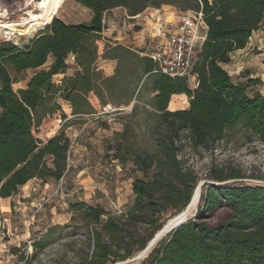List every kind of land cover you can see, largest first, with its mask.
Masks as SVG:
<instances>
[{"label":"trees","instance_id":"16d2710c","mask_svg":"<svg viewBox=\"0 0 264 264\" xmlns=\"http://www.w3.org/2000/svg\"><path fill=\"white\" fill-rule=\"evenodd\" d=\"M76 1L93 11L89 22L68 23L54 16L24 49L12 42L0 43V197L15 196L33 178L60 181L68 172L71 139L65 127L45 141L33 134L45 116L60 108L58 98L69 101L72 114L81 116L96 112L89 93L107 104L104 97L119 89V103L129 104L143 77H149L153 95L147 102L152 110L145 113L154 118L149 139L137 145L128 124L116 132L113 154L121 162L132 161L143 173L133 179L132 204L113 214L99 203H69L72 219L80 217L86 227L89 249L80 264H115L147 246L164 225L160 223L164 213L175 215L189 203L199 176L183 160L184 148L212 149L239 124L264 140V94L247 93L260 79L247 75L245 82H235L225 68L232 54L245 48L264 26V0ZM164 3L180 11L204 13L207 37L195 66L198 86L191 88L187 77L158 71L157 62L143 50L118 42L107 45L101 55L117 61L114 73L102 76L97 40L106 29L105 13L124 8L134 16ZM70 54L75 55L73 73H69ZM50 56L52 63L43 66ZM10 68L17 74L30 68L37 71L26 87L16 89L21 79ZM177 94L187 95L189 105L171 110V97ZM62 118L68 120V115L63 112ZM207 176L215 183L203 185L196 216L168 232L167 238L161 236L137 264H264V185L226 182L246 176L222 166L211 167ZM43 246L42 239L34 242L36 249Z\"/></svg>","mask_w":264,"mask_h":264},{"label":"rangeland","instance_id":"374dc122","mask_svg":"<svg viewBox=\"0 0 264 264\" xmlns=\"http://www.w3.org/2000/svg\"><path fill=\"white\" fill-rule=\"evenodd\" d=\"M39 1L0 0L2 23L10 26V29L14 31L9 34L0 33V43L12 42L24 49L54 16L68 23L89 22L93 16L91 9L76 0L54 2L43 14L38 8ZM164 5L174 4L164 3L160 6ZM153 7L156 6H149V8ZM120 10L129 12L124 8ZM31 11L41 23H46L47 20L49 23L43 25L44 27L39 26L29 30V22L22 18ZM110 13L112 11L105 13L106 29L110 27L108 21ZM116 35L117 31L113 36L116 37ZM115 42L135 48V45L130 42L119 41V39L106 35L103 38L101 35V38L97 40L98 64L102 63L100 57L105 47ZM142 52L148 53L145 50ZM232 58L236 67L225 66L232 79L235 82H245L247 75L250 78H259L260 82L249 86L247 93L249 96L257 93L264 94V26L255 32L247 47L233 53ZM51 60L50 56L43 66H48ZM10 71L12 75L21 79L14 85V88H17V85L24 84L23 81L33 75L37 69L30 68L18 74L13 68H10ZM69 72H72V69ZM105 75L103 71L102 76ZM189 85L194 88L192 83L189 82ZM124 87L125 84L122 83L121 90ZM104 94L107 95L105 89ZM121 94L122 91L115 90L113 95L108 98L104 97L109 100V103L104 104L96 94L89 93L88 96L92 98L91 105L96 113L86 117L85 122L73 121L72 124H69L70 120L62 118L63 112L67 110L70 113L71 111L67 108V103L62 98H58L60 108L53 114L45 116L46 120H42L40 125L33 128V134L45 141L65 127V132L71 139L69 170L60 181L49 179L50 187L45 192L37 188L38 191L33 189L31 194L27 195L24 187H21L12 200L11 212L9 206H1L2 218H6V221L4 227L0 226V248L7 250L12 256L8 261L0 264H80L84 252L89 249L87 248V235L84 234L86 227L82 226L80 217L72 219L73 212L69 209V203L76 200H86L91 204L99 203L113 214L125 212L132 204L133 179L143 176V173L134 168L132 161L121 162L113 157L117 140L116 132H121L129 124L131 133L134 135L133 140L137 142V145L147 143L150 136V125L154 120L145 113L146 109L152 110L147 102L153 95L150 90V78L143 77L136 95L129 104L119 103L121 100L118 98ZM188 98L183 96L178 102L173 100V107L186 106L189 103ZM181 156L186 165L197 172L199 182L214 181L207 176L210 168L222 166L226 171L233 170L246 176L226 182L236 184L249 182L264 185V140L254 135L243 124L226 131L224 140L220 141L216 147L200 151L186 147ZM198 208L199 206L192 207L187 217H195ZM173 212L164 213L160 223L164 222L165 225L168 220L171 222L173 216L176 215H173ZM54 226L55 229L51 235L47 236L48 230ZM170 228L168 224L161 231L164 238L168 237ZM39 239L43 240L44 246L36 249L34 242ZM136 255L117 263L137 264L139 259L145 257L136 258Z\"/></svg>","mask_w":264,"mask_h":264},{"label":"crops","instance_id":"0c3cea01","mask_svg":"<svg viewBox=\"0 0 264 264\" xmlns=\"http://www.w3.org/2000/svg\"><path fill=\"white\" fill-rule=\"evenodd\" d=\"M120 9L121 8H114L111 10L112 13L109 14V19H108L110 27H107V29L103 31V34H102L103 38L106 35L107 37H113V39H119V41H127V42L134 44L136 49H140V50L144 49L145 51L153 47H157V46L159 47L160 45L164 44L166 41V37L164 35L156 34L155 28L157 27V23L155 22V19L157 17L162 18V27L164 28L163 30H165L167 22L171 20L172 18H175L179 12L178 10L173 8L171 5H166V6L164 5L163 7H160V8H155V7L147 8L144 12L140 13L139 15L135 17H131L130 15H127L126 10H120ZM116 31H117V35L116 37H114L113 34ZM245 48L238 49L235 52L242 51ZM142 54L144 53L142 52ZM100 58L102 59V63L98 64L99 67L106 73V75H112L115 71L117 61L111 60V59H103L102 57ZM51 63H52V60L49 62V65ZM71 65L72 67L70 68V70L72 69V72H69V73H73L75 69V62L72 61ZM225 66L226 67H236V64L233 61H231ZM59 76H63V74H60ZM28 80H29V77H27V79L23 81L24 84L20 86L17 85L16 89L26 87ZM183 96H187V95L177 94L171 97L169 109L175 110V109H181L184 107L186 108L189 105V103L186 104V106L184 107H176V108H174L172 105L173 100L175 102H178L179 99H182ZM89 99L90 101H92V98L90 96H89ZM64 102L67 103L66 104L67 108L71 111L70 113L67 112V110L65 111V113L68 115V121L69 120L71 121L69 122V124H72L74 122H79V121L85 122V120L87 119L86 117L90 115L92 116L96 113V112H93L89 114H81V116L73 115L71 103L67 100H64ZM43 120L45 121L46 119L44 118ZM69 185H72V184H69ZM22 187H24L25 193L27 195H30L31 190L34 189V191H38L37 188L41 189L42 192L47 191L48 188L50 187V183L48 181L44 182L42 179H39V178H33L29 180ZM13 198L14 196H10L7 198L0 197V216L1 217L3 216L1 206L2 205H5V207L9 206V211L11 212V209H12L11 205H12Z\"/></svg>","mask_w":264,"mask_h":264},{"label":"built area","instance_id":"2783aa9c","mask_svg":"<svg viewBox=\"0 0 264 264\" xmlns=\"http://www.w3.org/2000/svg\"><path fill=\"white\" fill-rule=\"evenodd\" d=\"M178 11L177 16L167 22L165 30L162 27V18L155 19L157 23L155 32L157 35H164L166 41L159 47L146 51H148L147 55L157 62L158 71L172 77H187L193 87H197L199 74L195 66L202 44L207 37V25L202 10ZM74 58L75 55L70 54L68 61L72 62ZM61 78L62 76L57 75L56 81L61 82ZM5 221L6 218L0 217V226L4 227ZM11 256L12 254L7 250L0 248V263L8 261Z\"/></svg>","mask_w":264,"mask_h":264},{"label":"bare ground","instance_id":"6f19581e","mask_svg":"<svg viewBox=\"0 0 264 264\" xmlns=\"http://www.w3.org/2000/svg\"><path fill=\"white\" fill-rule=\"evenodd\" d=\"M61 0H40L39 1V4H38V8H39V10L43 13V14H45L46 13V9L52 4V3H54V2H60ZM29 15V16H28ZM27 17V18H26ZM45 18H49V17H45ZM22 19H27V21L29 22L28 23V28H29V30L30 29H35V28H37V27H39V26H43V25H45V24H48L49 23V21L47 20V22L46 23H41L40 21H39V19H38V17L35 15V13L33 12V11H31L29 14H27V16H24ZM44 27V26H43ZM12 28V27H11ZM3 32H6L7 34H9V33H11V32H14L12 29H10V26L8 27L7 25H5V24H3L2 23V13H1V11H0V33H3ZM201 191H202V189L201 190H199V187L196 189V192H195V195H194V199H193V201H192V203H191V205H190V207H189V209L187 210V212H186V215L188 216V214H189V212H190V210H191V208L192 207H194V208H197V206L199 205V202H200V198H201ZM183 214H185V213H183ZM182 214V215H183ZM171 221H173V219L171 220ZM161 235L159 236V238L163 235V232L162 233H160ZM158 238V239H159ZM157 239V240H158ZM147 254V253H146ZM146 254H144V252H143V254L142 255H145L146 256Z\"/></svg>","mask_w":264,"mask_h":264},{"label":"water","instance_id":"95a60500","mask_svg":"<svg viewBox=\"0 0 264 264\" xmlns=\"http://www.w3.org/2000/svg\"><path fill=\"white\" fill-rule=\"evenodd\" d=\"M206 183H215V182H210V181H207V180H204V181H200L198 183V185L196 186L193 194H192V197L189 201V203L187 204V206L182 210L180 211L179 213H177L175 216H173L174 218L173 221L170 222V220L167 221V223L153 236V238L148 242L147 246L141 251V252H144V254H146V256L148 255V251L151 250V248L153 247V245L156 243L157 239L159 238V236L161 235V231H163V229L169 224V226L171 227L170 228V231L179 227L180 225H182L183 223L187 222L189 220V218L187 217L186 215V212L187 210L189 209L193 199H194V195H195V192H196V189L199 187V190L202 189L203 185L206 184ZM185 213V214H183ZM183 214V215H182ZM170 222V223H169ZM141 252L139 254L136 255V258H141L142 257V254ZM145 256V257H146ZM116 264H119V263H116Z\"/></svg>","mask_w":264,"mask_h":264}]
</instances>
